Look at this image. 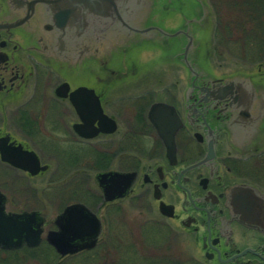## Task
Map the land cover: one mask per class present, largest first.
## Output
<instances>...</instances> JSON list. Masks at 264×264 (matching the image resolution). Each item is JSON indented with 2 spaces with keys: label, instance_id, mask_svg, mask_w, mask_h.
<instances>
[{
  "label": "flooded vegetation",
  "instance_id": "1",
  "mask_svg": "<svg viewBox=\"0 0 264 264\" xmlns=\"http://www.w3.org/2000/svg\"><path fill=\"white\" fill-rule=\"evenodd\" d=\"M186 1L155 0L146 16L183 32L137 40L112 30L57 35L40 2L9 26L26 8L0 0V140L46 164L32 173L0 158V213L43 217L38 243L16 248L45 244L54 254L49 264L66 256L97 264L93 253L104 264H127L124 252L142 264H264V54L253 71L209 70L201 42L209 15L202 21L206 7ZM235 73L240 85L211 84ZM158 102L165 108L150 111ZM44 154L56 158L47 182L53 196L71 199L51 227L32 181L49 167ZM99 172H107L101 183ZM123 184L106 198L107 186ZM73 202L93 212L99 230L92 247L60 254L45 235ZM121 231L131 235L123 247Z\"/></svg>",
  "mask_w": 264,
  "mask_h": 264
},
{
  "label": "water",
  "instance_id": "2",
  "mask_svg": "<svg viewBox=\"0 0 264 264\" xmlns=\"http://www.w3.org/2000/svg\"><path fill=\"white\" fill-rule=\"evenodd\" d=\"M10 7H20L24 4L26 13L24 16L8 21L9 26L19 25L24 22L29 11L33 8L35 2H40L44 6L46 17L49 21L48 27H52L57 35L60 33L66 36L73 35L75 38H83L86 30L89 32L102 30L103 36H110L111 32H119L121 37H130L133 39H145L156 37H170L183 32L180 29L173 31L166 30L157 25L146 23V16L150 12L152 6H155L154 0H6ZM170 2V0H166ZM203 7V0H198ZM208 7L202 21L206 19ZM205 22V21H204ZM100 24L104 27L100 28ZM112 30V31H110ZM57 37V36H56ZM119 37V36H117ZM191 42V36L186 33V44L183 53L186 52ZM188 69H191L188 60H185ZM240 74H232L221 78L211 84L217 86H225L229 89L232 86L240 85ZM245 81H242V85ZM249 84V82H246ZM77 90H75L76 92ZM164 103H153L150 111L161 110ZM152 123L159 128L157 118L150 115ZM0 158L10 162L12 165L36 172L44 169L46 164H40L37 155L30 149H21L18 146H8L0 140ZM113 174H117L114 173ZM107 172H99L98 180L101 183L102 177ZM120 175V174H118ZM128 183V182H127ZM126 183V184H127ZM117 186L116 190L111 186H107L106 198H111L121 194L126 186ZM106 192V189H104ZM43 217L35 210L10 212L8 214L0 213V247L16 248L22 244L34 246L38 243L40 232L42 230ZM55 230H48L45 238L54 249L64 254L66 252H74L81 248H90L94 245L96 235L99 230V221L97 217L81 202H73L67 204L62 211L56 216Z\"/></svg>",
  "mask_w": 264,
  "mask_h": 264
},
{
  "label": "rangeland",
  "instance_id": "3",
  "mask_svg": "<svg viewBox=\"0 0 264 264\" xmlns=\"http://www.w3.org/2000/svg\"><path fill=\"white\" fill-rule=\"evenodd\" d=\"M184 1L185 0H170V2H166V4L169 6H175ZM187 1L191 4L193 0H187ZM216 1L218 3L215 6L216 12L214 13L213 18L209 21L206 27V31L203 34V38H201L202 39L201 42L203 43L202 44V54H205V58L209 65V70L214 71V73L216 74V73H229L234 70H249V71L252 70L253 71V69H256L257 67L259 68L260 65L262 66V64H260L257 61L260 60L262 49L264 51V45L261 49L260 45L252 44V42L250 43L249 37L247 36V34H245L242 31V29H240V31L242 32L237 31L236 29H232L229 32V36H226V39H225V35L221 36L219 31L217 30V28H219L218 23H219L220 18L221 19L223 18L224 20L229 19L230 17L229 14H232V15L236 14V17H239L242 21H244L241 15H239V13L242 14L243 11L238 12L236 8H234L233 6L231 7L230 6L231 3H229V0H216ZM212 7H209V9L211 10ZM172 15L175 16V18H177V15L171 13L166 19V21H168V24L174 25L175 23H172L174 22L173 21L174 17ZM211 27H214V28L216 27L215 35H214V29H212ZM195 37L197 38L198 36L195 35ZM41 159L47 162L49 164V167L46 170V172H44L40 176L35 177V179H33L32 181H34V185L38 187V190L41 191V194H40L41 201H38L37 204L39 205L41 209H43L42 211L44 212V215L46 216V220L48 222L46 227H51V224H52L51 220L54 214L58 211V209H60V207L65 202L70 201L71 199L65 200L66 197H54L53 196L57 188L50 186V184H47V182L50 183L51 181L50 178L52 177V171L56 165V158H53V157L48 156L47 154H44ZM93 170L94 169L90 170L91 186H94L92 184ZM61 175L62 173L59 176ZM61 177H65V176H61ZM130 210L131 211H129V215H130L129 218H131L134 212L132 209ZM121 233H122L121 236L123 237V241H124L122 245L123 247L126 243H129L131 239V235L126 236L124 231L123 232L121 231ZM19 253L20 254L17 255V260H19L20 262L19 264H48L47 261L49 260V257L51 256V250H49V248L46 247L45 244H42L40 247H22ZM94 256L97 259L94 261H90L91 263L97 262V264H104V262H102L101 259L99 260L98 256L96 255ZM95 257L93 258L95 259ZM72 260H75V257L66 256L62 259L61 263H65V264L74 263ZM122 260L124 262H127V264H142L141 262L142 260L140 259L135 258V260H133L130 252L128 253L124 252L122 256ZM75 261H78V258ZM0 264H6V263L0 262ZM86 264H87V261H86Z\"/></svg>",
  "mask_w": 264,
  "mask_h": 264
},
{
  "label": "trees",
  "instance_id": "4",
  "mask_svg": "<svg viewBox=\"0 0 264 264\" xmlns=\"http://www.w3.org/2000/svg\"><path fill=\"white\" fill-rule=\"evenodd\" d=\"M203 2L204 5L208 7L209 17L207 16V21L209 22L210 16L212 15V10H209V7H212V5L214 4L213 2H215V4L218 3H216V0H209L210 3L208 2V0H203ZM229 3H231L232 5L230 4V6L236 8L238 12L243 11V13H239V15H241L244 21H242L239 17H236V14H229V19L224 20L223 18H220L218 23L219 28H217V30L219 31L221 36L225 35L226 39V36H229V32L232 29H236L237 31H240V29H242V31L249 37L250 43L252 42V44H258L262 49L264 45V0H229ZM204 21H206V19ZM262 54H264L263 49ZM19 252L20 249L18 248L0 250V262H4L6 264H19L20 262L19 260H17V255L20 254ZM91 255V261L97 259L94 256L96 255L95 253ZM52 257L53 255L49 257V260L47 261L48 264L49 261L52 260ZM93 257H95V259Z\"/></svg>",
  "mask_w": 264,
  "mask_h": 264
}]
</instances>
